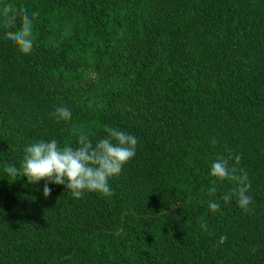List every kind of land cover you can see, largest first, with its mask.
Wrapping results in <instances>:
<instances>
[{
    "label": "trees",
    "instance_id": "1",
    "mask_svg": "<svg viewBox=\"0 0 264 264\" xmlns=\"http://www.w3.org/2000/svg\"><path fill=\"white\" fill-rule=\"evenodd\" d=\"M4 4L39 15L30 54L0 17V264H264V0ZM105 126L138 139L112 196L50 183L45 198V181L4 172L39 139L77 147L83 131L95 145ZM229 155L252 211L220 199L234 184L210 166Z\"/></svg>",
    "mask_w": 264,
    "mask_h": 264
},
{
    "label": "clouds",
    "instance_id": "2",
    "mask_svg": "<svg viewBox=\"0 0 264 264\" xmlns=\"http://www.w3.org/2000/svg\"><path fill=\"white\" fill-rule=\"evenodd\" d=\"M38 12H30L25 6L15 7L12 4H4L0 8L3 27L13 29L6 31L5 37L13 42L24 54H30L35 46L34 21ZM20 18L21 24L17 28L16 21ZM52 115L57 121H71V110L64 106L57 107ZM106 137L99 140L95 145L89 136L78 132V146H60L58 141H45L39 139L25 148V155L19 167L16 164H8L4 172L11 178L26 177L32 184L45 181L43 195L51 196L50 183L65 185L71 195L81 199L86 192H96L103 196H112L113 189L109 184V178L119 175L125 164L132 160L137 152L138 139L133 134L115 127L105 126ZM217 141L212 140L215 145ZM234 163L230 164V161ZM240 155L220 156L210 166V174L218 180L233 182L234 187L229 193H224L220 199L224 203L236 202L245 212L252 211L249 207L253 203V197L249 194L251 182L245 169L239 168ZM209 196L217 195V187L213 182L208 189ZM209 209L212 212L220 210V203L209 200ZM201 229L209 232L207 223H201ZM227 236L221 235L217 244H224Z\"/></svg>",
    "mask_w": 264,
    "mask_h": 264
}]
</instances>
